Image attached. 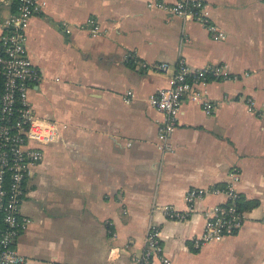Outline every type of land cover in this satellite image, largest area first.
I'll use <instances>...</instances> for the list:
<instances>
[{
	"label": "crops",
	"instance_id": "0c3cea01",
	"mask_svg": "<svg viewBox=\"0 0 264 264\" xmlns=\"http://www.w3.org/2000/svg\"><path fill=\"white\" fill-rule=\"evenodd\" d=\"M157 1L177 0H38L26 44L41 79L29 96L61 128L22 205L31 222L17 243L30 264H138L151 224L170 264H264V0H204L209 23L149 5ZM11 11L0 0V34ZM181 59L226 62L230 77L203 86L210 113L183 97L163 150L164 115L150 97ZM161 61L167 71L153 65ZM230 185L246 205L242 226L198 244L205 210L225 196L209 191L190 210L188 190Z\"/></svg>",
	"mask_w": 264,
	"mask_h": 264
},
{
	"label": "built area",
	"instance_id": "2783aa9c",
	"mask_svg": "<svg viewBox=\"0 0 264 264\" xmlns=\"http://www.w3.org/2000/svg\"><path fill=\"white\" fill-rule=\"evenodd\" d=\"M150 6L166 9L172 14L209 23L207 3L204 0H177L173 3L149 2ZM38 8V0H16V9L5 17L0 34V74L3 84L0 88V264H30L31 258L22 253L17 239L22 229L31 222L24 214L22 205L29 181L35 176L44 158V146L55 139L60 131V122L40 114L33 106L29 91L41 79V72L29 56L27 49V27ZM217 38L224 32L215 25H209ZM99 30L98 26L92 28ZM167 71L169 62L153 64ZM211 77L228 78L227 63L193 67L184 59L172 73L169 85L158 89L151 97V103L159 109L164 120L159 127L161 148L171 150V136L178 124L183 97L189 94L202 102L210 113L214 103L206 96L203 86ZM249 108L254 106L252 97L247 98ZM264 112V108H263ZM209 191L222 193L225 199L205 210L204 231L198 244L220 240L238 231L246 212L239 207L242 196L232 185L226 187H193L186 199L190 210L195 202ZM166 212L174 218H184L188 212H180L166 207ZM138 264H170L171 259L163 252L160 230L151 224L146 232L144 248L137 258Z\"/></svg>",
	"mask_w": 264,
	"mask_h": 264
},
{
	"label": "trees",
	"instance_id": "16d2710c",
	"mask_svg": "<svg viewBox=\"0 0 264 264\" xmlns=\"http://www.w3.org/2000/svg\"><path fill=\"white\" fill-rule=\"evenodd\" d=\"M11 6H12V11H14L16 9V0H11ZM2 81H3V78H2V75L0 74V88L2 87V84H3ZM241 199H242V196L240 197V200H239V207L244 210L246 209L245 207L246 205H244V202H242ZM256 203L257 202L254 201L253 203H251V205H249V207L253 206Z\"/></svg>",
	"mask_w": 264,
	"mask_h": 264
}]
</instances>
